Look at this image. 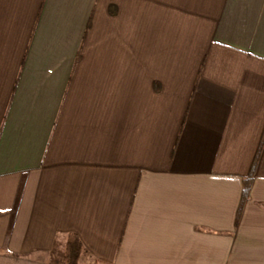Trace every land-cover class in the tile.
Instances as JSON below:
<instances>
[{"label":"crops","instance_id":"1","mask_svg":"<svg viewBox=\"0 0 264 264\" xmlns=\"http://www.w3.org/2000/svg\"><path fill=\"white\" fill-rule=\"evenodd\" d=\"M69 233L78 264H264V0H0V264Z\"/></svg>","mask_w":264,"mask_h":264},{"label":"trees","instance_id":"2","mask_svg":"<svg viewBox=\"0 0 264 264\" xmlns=\"http://www.w3.org/2000/svg\"><path fill=\"white\" fill-rule=\"evenodd\" d=\"M249 184L246 183L243 190V197L246 196L248 192ZM82 243L79 238L73 234L69 233L63 245L62 258L59 262L60 264H78V259L82 251Z\"/></svg>","mask_w":264,"mask_h":264},{"label":"rangeland","instance_id":"3","mask_svg":"<svg viewBox=\"0 0 264 264\" xmlns=\"http://www.w3.org/2000/svg\"><path fill=\"white\" fill-rule=\"evenodd\" d=\"M78 261H79V259H78Z\"/></svg>","mask_w":264,"mask_h":264}]
</instances>
